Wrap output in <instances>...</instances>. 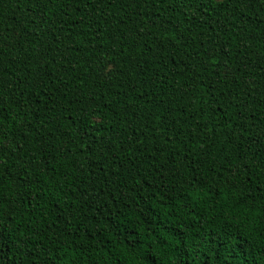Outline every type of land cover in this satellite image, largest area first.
Returning a JSON list of instances; mask_svg holds the SVG:
<instances>
[{
    "label": "trees",
    "instance_id": "1",
    "mask_svg": "<svg viewBox=\"0 0 264 264\" xmlns=\"http://www.w3.org/2000/svg\"><path fill=\"white\" fill-rule=\"evenodd\" d=\"M0 264H264V0H0Z\"/></svg>",
    "mask_w": 264,
    "mask_h": 264
}]
</instances>
